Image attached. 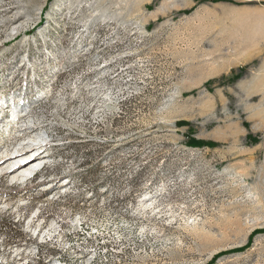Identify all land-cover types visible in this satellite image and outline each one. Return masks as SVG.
<instances>
[{"label":"rangeland","instance_id":"1","mask_svg":"<svg viewBox=\"0 0 264 264\" xmlns=\"http://www.w3.org/2000/svg\"><path fill=\"white\" fill-rule=\"evenodd\" d=\"M23 82L71 183L1 179L0 264L52 221L115 247L96 264H264V0H0V102Z\"/></svg>","mask_w":264,"mask_h":264},{"label":"bare ground","instance_id":"2","mask_svg":"<svg viewBox=\"0 0 264 264\" xmlns=\"http://www.w3.org/2000/svg\"><path fill=\"white\" fill-rule=\"evenodd\" d=\"M21 23L13 24V29L22 26ZM78 47L81 54L88 55L95 45L91 41L90 44L82 45L81 43ZM55 48H58L56 43ZM47 54V58L54 59L53 52L48 50ZM24 97L14 95L11 99L3 98L0 102V105L4 103L5 106V108L0 107V181L7 177V184L11 187L15 185L27 187L36 180L39 181L37 187L44 186V188L47 187L46 190L66 187L71 183L69 176L60 180L59 186L52 182L53 178L45 181L44 172L57 164L51 154L52 147L56 144L55 138L51 131L42 127V122L33 114L34 103L26 102ZM38 97L37 99L42 100L48 97V94H40ZM4 134L5 137L2 136ZM8 134L9 137H7ZM155 197L145 196L141 198L140 203L145 206V209L152 206L155 208ZM26 201V198H22L15 204L20 207V205H26ZM0 203L5 207L12 205V201L9 200ZM38 215L40 214L37 213L34 217L37 218ZM33 222H35L34 218L30 220L29 227ZM29 232L35 238V243L32 245L34 248H29L32 254L30 257L39 264H69L72 256L81 257L84 259V264H96L101 254L105 258L108 253L116 251L115 247H109L104 240H101L102 237L97 236V230L93 234L87 233L88 231L86 232L81 224L74 228L73 225L67 226L60 221H52L33 226ZM1 247L0 242V249ZM17 254H20L19 249Z\"/></svg>","mask_w":264,"mask_h":264},{"label":"trees","instance_id":"3","mask_svg":"<svg viewBox=\"0 0 264 264\" xmlns=\"http://www.w3.org/2000/svg\"><path fill=\"white\" fill-rule=\"evenodd\" d=\"M190 144H192V145H197V146H201V145H204V144H206L205 142H202V141H199V140H194V139H192L191 141H190ZM251 238H252V236H251ZM251 242H252V240H250V242H248L245 246H243V247H241V248H237L235 251H242V250H245V249H247L250 245H251ZM224 253H219V254H216L207 264H214L216 261H217V259L221 256V255H223Z\"/></svg>","mask_w":264,"mask_h":264}]
</instances>
